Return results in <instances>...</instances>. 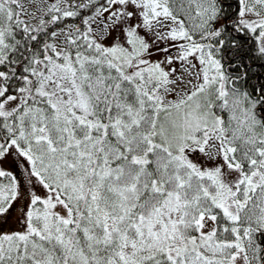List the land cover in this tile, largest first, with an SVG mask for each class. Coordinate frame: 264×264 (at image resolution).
Returning <instances> with one entry per match:
<instances>
[{
    "label": "snow or ice",
    "instance_id": "snow-or-ice-1",
    "mask_svg": "<svg viewBox=\"0 0 264 264\" xmlns=\"http://www.w3.org/2000/svg\"><path fill=\"white\" fill-rule=\"evenodd\" d=\"M0 264H264V0H0Z\"/></svg>",
    "mask_w": 264,
    "mask_h": 264
},
{
    "label": "rangeland",
    "instance_id": "rangeland-1",
    "mask_svg": "<svg viewBox=\"0 0 264 264\" xmlns=\"http://www.w3.org/2000/svg\"><path fill=\"white\" fill-rule=\"evenodd\" d=\"M5 227H6V228H7V227H15V224H14V222L12 221L11 218H10V220H9V224L5 225Z\"/></svg>",
    "mask_w": 264,
    "mask_h": 264
}]
</instances>
